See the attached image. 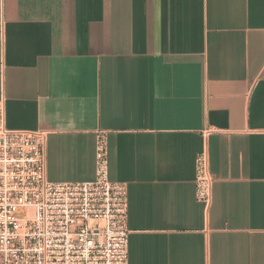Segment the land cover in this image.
Here are the masks:
<instances>
[{"label": "crops", "instance_id": "0c3cea01", "mask_svg": "<svg viewBox=\"0 0 264 264\" xmlns=\"http://www.w3.org/2000/svg\"><path fill=\"white\" fill-rule=\"evenodd\" d=\"M2 98L52 182L93 181L107 133L130 264H264V0H0Z\"/></svg>", "mask_w": 264, "mask_h": 264}, {"label": "built area", "instance_id": "2783aa9c", "mask_svg": "<svg viewBox=\"0 0 264 264\" xmlns=\"http://www.w3.org/2000/svg\"><path fill=\"white\" fill-rule=\"evenodd\" d=\"M43 130L10 129L0 99V264H130L126 184L110 179L107 133H97L96 177L48 179ZM197 198L210 206L206 152L196 160Z\"/></svg>", "mask_w": 264, "mask_h": 264}]
</instances>
